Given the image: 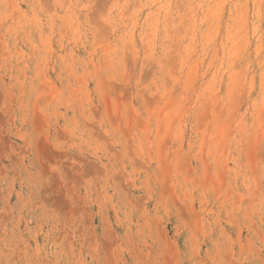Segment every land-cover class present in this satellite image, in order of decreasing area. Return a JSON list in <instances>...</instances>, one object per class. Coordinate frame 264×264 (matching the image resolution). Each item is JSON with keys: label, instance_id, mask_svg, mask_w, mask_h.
I'll return each instance as SVG.
<instances>
[{"label": "rangeland", "instance_id": "1", "mask_svg": "<svg viewBox=\"0 0 264 264\" xmlns=\"http://www.w3.org/2000/svg\"><path fill=\"white\" fill-rule=\"evenodd\" d=\"M0 264H264V0H0Z\"/></svg>", "mask_w": 264, "mask_h": 264}]
</instances>
